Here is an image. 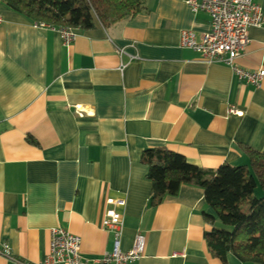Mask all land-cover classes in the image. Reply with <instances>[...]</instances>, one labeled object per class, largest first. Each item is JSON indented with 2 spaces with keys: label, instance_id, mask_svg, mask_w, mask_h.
Instances as JSON below:
<instances>
[{
  "label": "crops",
  "instance_id": "1",
  "mask_svg": "<svg viewBox=\"0 0 264 264\" xmlns=\"http://www.w3.org/2000/svg\"><path fill=\"white\" fill-rule=\"evenodd\" d=\"M185 1L146 0L145 11L76 29L64 44L57 29L35 27L0 0V248L14 256L0 254V264L43 259L56 226L80 237L85 257L110 251L107 197L125 200L120 248L145 237L132 264H251L211 254L203 213L214 211L201 187L150 201L145 149L165 146L205 168L246 164L240 145L264 153V77L256 87L180 46L182 29L199 37L210 23ZM253 1L264 13V0ZM248 36L235 64L264 69V24Z\"/></svg>",
  "mask_w": 264,
  "mask_h": 264
},
{
  "label": "trees",
  "instance_id": "2",
  "mask_svg": "<svg viewBox=\"0 0 264 264\" xmlns=\"http://www.w3.org/2000/svg\"><path fill=\"white\" fill-rule=\"evenodd\" d=\"M1 1L33 22L82 30L97 24L107 28L146 10V0ZM28 140L35 143L31 136ZM240 147L246 164L200 167L165 146L143 150L141 161L148 166L151 204L175 195L183 184L201 187L206 204L214 211V215L203 213L210 225L204 237L211 254L223 262L227 254H233L241 262L264 264V153L247 145ZM216 223L225 226L226 232Z\"/></svg>",
  "mask_w": 264,
  "mask_h": 264
},
{
  "label": "built area",
  "instance_id": "3",
  "mask_svg": "<svg viewBox=\"0 0 264 264\" xmlns=\"http://www.w3.org/2000/svg\"><path fill=\"white\" fill-rule=\"evenodd\" d=\"M186 4L193 12L205 11L210 17L209 28L199 37L190 29H182L179 35V45L197 51L200 59L205 62H218L230 66L233 73L246 83L259 87L264 77V69L248 70L235 64V59L241 55L249 42L250 27H262L264 13L261 6L253 0H186ZM2 18L0 17V22ZM41 29H57L64 44L71 43L76 37V28L70 26L54 27L44 22H33ZM119 54L122 49H117ZM124 64H121V67ZM79 116L83 112L76 110ZM228 112L241 115L242 111L230 106ZM125 204L123 197H107L101 219V227L113 234V247L100 257L89 258L82 255L81 239L67 229L56 226L50 229L48 251L37 262L20 261V264H132L141 256L145 237L136 233L133 243L128 250L120 248L122 230V213ZM0 254L13 259L11 248L3 244ZM184 255V252H181Z\"/></svg>",
  "mask_w": 264,
  "mask_h": 264
},
{
  "label": "rangeland",
  "instance_id": "4",
  "mask_svg": "<svg viewBox=\"0 0 264 264\" xmlns=\"http://www.w3.org/2000/svg\"><path fill=\"white\" fill-rule=\"evenodd\" d=\"M258 194H260V193H258ZM258 194H257V195H258ZM215 226H216L217 228L221 229L223 232H226V229H227V228H226L225 226H223V225H221V224H219V223H216Z\"/></svg>",
  "mask_w": 264,
  "mask_h": 264
}]
</instances>
